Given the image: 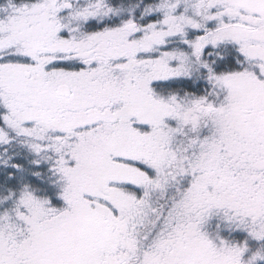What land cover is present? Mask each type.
<instances>
[{
  "label": "snow or ice",
  "instance_id": "snow-or-ice-1",
  "mask_svg": "<svg viewBox=\"0 0 264 264\" xmlns=\"http://www.w3.org/2000/svg\"><path fill=\"white\" fill-rule=\"evenodd\" d=\"M0 264H264V0H0Z\"/></svg>",
  "mask_w": 264,
  "mask_h": 264
}]
</instances>
